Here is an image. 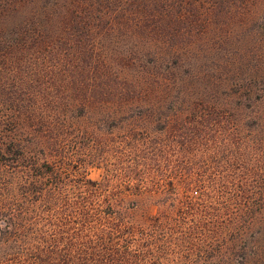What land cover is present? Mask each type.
<instances>
[{"label": "rangeland", "instance_id": "rangeland-1", "mask_svg": "<svg viewBox=\"0 0 264 264\" xmlns=\"http://www.w3.org/2000/svg\"><path fill=\"white\" fill-rule=\"evenodd\" d=\"M263 92L264 0H0V206L52 245L107 215L160 220L158 264H264Z\"/></svg>", "mask_w": 264, "mask_h": 264}, {"label": "trees", "instance_id": "trees-1", "mask_svg": "<svg viewBox=\"0 0 264 264\" xmlns=\"http://www.w3.org/2000/svg\"><path fill=\"white\" fill-rule=\"evenodd\" d=\"M258 101L259 104L264 105V92L258 96ZM257 121L256 123L260 124ZM259 126L263 128L262 124ZM260 135L257 134L255 139L259 137L264 149V136ZM40 174L38 173L37 176ZM41 180L42 178L38 177L37 180L35 178L28 179L26 183L29 181L30 185H33L36 181L40 183ZM261 183L264 185V179ZM21 185L25 186V182ZM27 191L29 190L27 189ZM258 192L261 196L259 199L262 201L264 187ZM22 194H24L22 198L25 199L30 196V194ZM189 202L190 200L186 201V203ZM17 204L19 203L15 200L9 206H0V264H158L155 248L156 232L158 233L159 229L157 231L155 229L160 220H157L148 230L138 228L134 231L127 224H116L115 220L111 217L107 218L106 215L101 221L99 218H94L93 221H97L96 230L88 228L87 232L79 237L78 242L72 238L71 234L67 233L60 244L52 245L43 241V236H29L32 228L29 229V232H23L28 225L25 220L20 222L19 216L24 215V212H22V207H16ZM205 204L209 207V203ZM87 207L90 214L87 213L86 217L91 222L92 218L88 217L94 214V210L98 207L93 205ZM83 210L86 211L85 206H83ZM110 211L113 213L111 208ZM107 212L109 213V211ZM224 218L230 219V213L225 211ZM89 221L88 224H91ZM171 230L168 225L163 234L170 233ZM117 234H119V238L115 237ZM145 252H148V256ZM247 255L249 254L243 252L241 263L247 261Z\"/></svg>", "mask_w": 264, "mask_h": 264}]
</instances>
